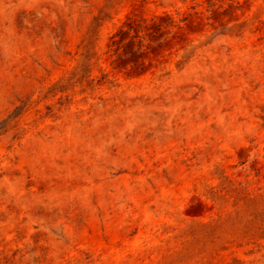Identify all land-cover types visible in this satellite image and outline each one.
<instances>
[{"label": "rangeland", "instance_id": "rangeland-1", "mask_svg": "<svg viewBox=\"0 0 264 264\" xmlns=\"http://www.w3.org/2000/svg\"><path fill=\"white\" fill-rule=\"evenodd\" d=\"M0 264H264V0H0Z\"/></svg>", "mask_w": 264, "mask_h": 264}]
</instances>
